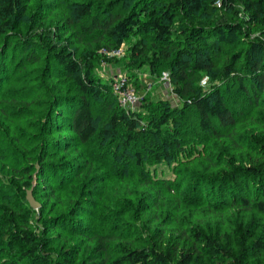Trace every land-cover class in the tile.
Masks as SVG:
<instances>
[{
    "label": "rangeland",
    "instance_id": "1",
    "mask_svg": "<svg viewBox=\"0 0 264 264\" xmlns=\"http://www.w3.org/2000/svg\"><path fill=\"white\" fill-rule=\"evenodd\" d=\"M113 1L27 0V17L12 29H7L3 41L0 40V183L12 196L10 202H0V220L15 215L18 227L33 232L44 242L48 252H59L62 247L70 250L73 253L70 264H82L92 259L91 255L98 260L99 255L94 256L95 243L84 240L79 236L81 233L136 236L137 232L166 230L173 242H180L183 232L188 236L202 232L213 234L221 243L231 242L235 248L251 244L264 234V217L254 209L247 210L239 205L232 207L226 196L233 188L236 189V185L243 189L245 185L250 187L257 183L256 178L249 179L246 171L263 167L264 108L243 107L247 105L243 101L234 103L232 109L238 119L235 128L224 129L217 125L219 133L237 135L240 149L234 150L225 140L200 132L197 120L189 114L185 121H181L186 127L185 154L178 155L171 163L153 164L150 157H145L144 165L138 167L132 150L123 149L124 153L121 150L118 153L120 157L113 164L116 167L110 168L98 162L93 168L101 165L104 170L97 169V172L92 171L77 179L76 174H72L71 166H78L81 172L87 167L84 161L90 158V153L104 159L109 149H103L111 143L100 146L94 140L85 148L86 151L81 149L77 155L62 151V147L72 144L74 138L70 133L59 131L62 122L71 116L68 107L73 93L67 87L63 88L64 84L48 80L42 74L44 60L48 58L46 46L58 43L77 51L79 56L90 48L91 59L95 63L94 75L104 84H114L119 76L126 73L128 49L135 40L120 47L122 55L111 57L104 53L105 49L100 50L96 44H91L90 36L83 35L81 24L87 26L89 19L78 22L72 19L77 4L103 6ZM239 19L242 22L243 16ZM69 22H72L70 28L67 27ZM261 36L253 31L244 37L241 44L224 46L216 51L213 71L221 73L224 68L233 66L234 57L243 56L248 51L247 44L264 39ZM236 66L244 75L247 62L242 60ZM143 73L146 74L144 79L155 82L151 92L141 90L154 104L157 114L167 107L162 103L172 108L184 106L171 82L162 84L159 79L151 77L148 70ZM140 108L139 105L133 110ZM96 110L99 119H103L105 114L98 107ZM113 152L109 151L111 160ZM27 155L32 157L30 160H39L35 164L37 171L33 174L31 188L23 185V174L11 170L15 160L27 162ZM43 166L44 169L48 167L47 173L43 170L42 174H37ZM231 172L234 173V184L228 181ZM93 175L102 182L98 187L87 182ZM71 178L76 179L72 186ZM32 188L39 209H34L27 201L28 191ZM158 200L166 209L156 215L151 208L154 205L152 201L156 203ZM125 213L133 215V220L127 218L128 214L124 216ZM243 229L251 232L250 239L243 237ZM112 247L117 248V245ZM22 250L26 247L21 244H15L14 248L6 247V252L0 253V264L6 261L26 264L20 261ZM247 263L264 264V252Z\"/></svg>",
    "mask_w": 264,
    "mask_h": 264
},
{
    "label": "trees",
    "instance_id": "2",
    "mask_svg": "<svg viewBox=\"0 0 264 264\" xmlns=\"http://www.w3.org/2000/svg\"><path fill=\"white\" fill-rule=\"evenodd\" d=\"M117 3L119 6L114 8L108 6ZM110 4H77L72 19L73 22L90 20L87 26L81 24L83 35L90 36L91 44H96L100 50H117L127 41L135 40L128 49L129 62L124 71L142 96L135 107L141 106L138 111L120 106L112 84H104L94 75L95 63L90 48L79 56L77 51L58 43L46 46L48 58L44 60L42 74L48 80L64 84L63 88L67 87L73 93L68 107L71 116L62 122L59 131L70 133L74 138L72 144L62 147V151L77 155L81 149L86 151L94 140L100 146L111 143L103 149H109L104 159L95 153L87 155L90 158L85 159L87 167L82 172L78 166H71L75 178L97 172V169L104 170L101 165L93 168L98 162L116 167L113 164L120 157L118 153L121 150L124 153L123 149L132 150L138 167L144 165L145 157H150L153 164L171 163L178 155L185 154L186 127L181 121L189 114L197 120L200 132L225 140L234 150L240 149L237 135L219 133L218 128H235L238 119L232 109L234 103L243 101L247 104L243 107L264 108V39L249 42L248 51L241 57L235 56V64L224 68V72L213 71L212 64L216 51L224 46L241 44L248 33L259 32L264 38V0H115ZM26 12L27 0H0V40L3 41L7 29L27 17ZM71 24L69 22L67 27ZM242 60L247 62L244 75L236 66ZM146 70L156 80L163 72L170 73L173 89L184 106L172 108L162 103L167 107L157 114L154 104L141 90L146 91L143 81ZM205 77L209 78V83L203 87L201 82ZM96 107L105 114L101 120ZM110 150L114 151L112 160ZM26 157L27 162L15 160L11 170L23 174V185L31 188L33 174L37 171L35 164L39 160H30V155ZM206 160L210 161V158L206 156ZM262 166L246 171L250 180L256 178V185H245L243 189L236 185L226 199L232 207L254 209L264 217V161ZM47 169L43 166L37 174H42L43 170L47 173ZM229 178L230 183L236 182L233 172ZM76 179H70V186ZM97 179V175H93L87 182L98 187L102 182ZM11 199V192L0 183V202L8 203ZM152 202L151 211L156 215L166 209L159 200ZM123 215L133 220V215ZM0 222V253H5L6 247L21 244L26 250L20 252V261L26 264H70L73 258L70 250L62 247L59 252H48L39 237L25 227H18L15 215ZM183 233L180 242H173L166 230L137 232L136 236L81 233L79 236L84 240L95 243L94 256L99 255L98 260L91 255L92 259L82 264H248L249 259L255 260L264 252V234L249 245L241 244L235 248L231 242L221 243L213 234L196 232L188 236ZM243 237L250 239L251 232L243 229ZM115 245L117 248L112 247ZM113 249L118 253H113ZM3 264L20 263L6 261Z\"/></svg>",
    "mask_w": 264,
    "mask_h": 264
},
{
    "label": "built area",
    "instance_id": "3",
    "mask_svg": "<svg viewBox=\"0 0 264 264\" xmlns=\"http://www.w3.org/2000/svg\"><path fill=\"white\" fill-rule=\"evenodd\" d=\"M106 52L107 55L111 57H119L123 54V50L121 48L112 51L104 50V53ZM143 81L146 92H151L155 82L148 81L144 78ZM158 81L162 84H169L171 82L170 73L163 72ZM208 83L209 78L205 77L202 80L201 85L205 87L208 85ZM112 88L119 99V105L123 106L124 108H135L142 99V96L138 93V90L135 89L128 74L126 73L122 74L116 79V82L112 84Z\"/></svg>",
    "mask_w": 264,
    "mask_h": 264
},
{
    "label": "water",
    "instance_id": "4",
    "mask_svg": "<svg viewBox=\"0 0 264 264\" xmlns=\"http://www.w3.org/2000/svg\"><path fill=\"white\" fill-rule=\"evenodd\" d=\"M34 189L32 188L31 190L28 191L27 194V201L29 204L34 208V209H39L40 205L36 202L34 195H33Z\"/></svg>",
    "mask_w": 264,
    "mask_h": 264
}]
</instances>
